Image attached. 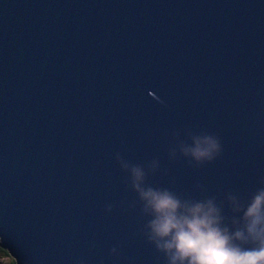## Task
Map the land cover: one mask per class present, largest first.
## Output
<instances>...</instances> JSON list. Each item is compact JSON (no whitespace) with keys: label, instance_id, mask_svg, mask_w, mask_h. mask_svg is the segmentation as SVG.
I'll return each instance as SVG.
<instances>
[{"label":"water","instance_id":"1","mask_svg":"<svg viewBox=\"0 0 264 264\" xmlns=\"http://www.w3.org/2000/svg\"><path fill=\"white\" fill-rule=\"evenodd\" d=\"M201 133L222 151L197 164L179 149ZM117 155L226 217L229 194L264 187V0H0V246L16 264H166Z\"/></svg>","mask_w":264,"mask_h":264},{"label":"clouds","instance_id":"2","mask_svg":"<svg viewBox=\"0 0 264 264\" xmlns=\"http://www.w3.org/2000/svg\"><path fill=\"white\" fill-rule=\"evenodd\" d=\"M191 140V145L181 143L179 150L197 164L214 161L222 151L212 134L192 135ZM117 161L130 174L142 213L150 217L144 234L164 255L166 264H264V187L246 201L229 194L233 215L226 217L214 197L184 199L169 189L148 186L141 165H132L119 155ZM150 167L155 169V162Z\"/></svg>","mask_w":264,"mask_h":264},{"label":"rangeland","instance_id":"3","mask_svg":"<svg viewBox=\"0 0 264 264\" xmlns=\"http://www.w3.org/2000/svg\"><path fill=\"white\" fill-rule=\"evenodd\" d=\"M12 258L13 257L10 254H8V251L6 249L0 248V264H11Z\"/></svg>","mask_w":264,"mask_h":264},{"label":"trees","instance_id":"4","mask_svg":"<svg viewBox=\"0 0 264 264\" xmlns=\"http://www.w3.org/2000/svg\"><path fill=\"white\" fill-rule=\"evenodd\" d=\"M0 248L2 249L3 247H1L0 246ZM4 249V248H3ZM8 254H10L9 252H8ZM16 262L14 261V259L12 258V260H11V264H15Z\"/></svg>","mask_w":264,"mask_h":264}]
</instances>
